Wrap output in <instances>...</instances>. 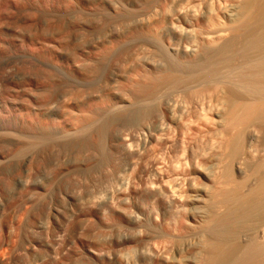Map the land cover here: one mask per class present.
Segmentation results:
<instances>
[{
	"label": "bare ground",
	"instance_id": "1",
	"mask_svg": "<svg viewBox=\"0 0 264 264\" xmlns=\"http://www.w3.org/2000/svg\"><path fill=\"white\" fill-rule=\"evenodd\" d=\"M63 1L64 0H50V1L45 0L42 4L43 5L42 7L45 9L48 7H53V9L54 8L56 9L65 2ZM67 1L75 5L77 4V6L80 2L89 3L88 0H67ZM89 1L92 2V5L95 8L96 7L98 8L102 5V0H89ZM147 1L149 0H105V4L109 6V9L111 10V12L115 14L116 16V14H119L117 12L118 11L117 6L122 7L123 9H124V6H129V7H134V8L142 7V9H144L143 7H145ZM150 3L152 4V0ZM159 3L160 2H158V4ZM166 3L168 4V2L164 0L159 5V8H158L159 11L157 9L154 10V8L157 7V5L156 6L154 5V7L152 5L151 7H153V9H149V10L145 9L147 11L146 12L147 15L146 17H144V19H142L140 26L131 27L130 32H129L130 36H133L134 38H136L135 36H137V39L142 37V39H139V42H138L140 43L142 41L140 43L141 48L140 46H139L140 49L138 48L139 52L140 50L142 51L140 52L141 55L138 54L137 52L138 50H136L137 48H135L134 46L135 52L137 53V55L135 54V52L133 53L135 56L132 55V57L134 56L133 57L134 61H133V64L130 65L131 66L130 70L128 72L127 70L123 71L119 67L120 70L118 72H115L116 74H112L116 78L123 79L119 81H124L129 86L127 87L132 90L131 91L129 89L131 94L125 93V96L127 99H129V101L125 100V96L124 98H122L121 96L122 94L120 95L121 96L120 98H122L123 101L125 100L126 102L124 103L126 104L125 105L118 104V110H117L118 113H120L119 106H125L127 107L125 109V113L132 112L130 114L131 116L130 115L128 116L132 117L133 119H136V118L138 119L139 112H141L142 118L140 117L141 120L136 119V121H138L137 124L135 125L136 128L133 127L134 130L131 131L126 137H124L123 145L125 148L126 157L129 158L125 170L122 171L121 174L116 175L117 179L113 180V183L111 182V184L109 185V182H110L109 181L108 184L105 183L107 185L104 184V187L107 186L106 187L107 189L109 185L108 190L104 188V190L106 189L108 193H106L107 191L105 190L104 192L106 193L105 195L104 193L100 191V193L104 195L101 197L96 196L98 198V199L94 198L96 201H93L92 199V201L95 202L93 204H95L96 206L95 208H97V210L101 211L100 213L101 221L106 223L107 226H109L111 229H116L117 233L120 235L123 234L121 231H125V232L131 231L133 233L134 236L127 237L126 235H124L123 239L120 238L122 236H119L118 237L119 239L115 241V246L117 248H121L122 246H128V247L134 246L137 243V235L142 232H144L146 235L148 234L159 235V232H157L156 230L158 226L156 225L154 226V221L167 220L170 217L174 216L176 212H181L185 210L187 212V215H189V217H191L193 220H197L200 222L201 233L206 238H208L207 242L199 240L198 249L191 252L190 257H188L190 260L189 264H264V0H186V3H185L186 5L179 4V6L177 5V7H173L175 9L171 8L172 6L169 7L170 9H168V6H170L171 3L169 5H167ZM180 3L182 2L180 1ZM19 4H20L19 0H0V18L6 17V19H8L11 24L13 23L16 25V23H18L22 25L24 28V31L15 30V34L14 35L12 34L13 36H12L11 41L12 43H14L13 45H15V47L28 49L35 53L40 52L42 54L49 56L51 59L52 58L56 59V61L60 60L59 58L62 56H59V55L62 54L61 52H63V50L61 52L59 50H60L62 42H64L63 41L64 36L61 37L60 36L61 33H60L59 34L60 38L57 37L58 39H55L54 33L52 32L51 34V33H48L47 31L48 29L50 28L53 29L54 27L61 28L62 24L64 23L58 22L59 20L61 21L59 17H58L57 22H53V20L52 21L47 20L46 19L47 16L45 19H43L44 18L43 17L42 20L40 19V21H37V22H34V20L32 21L25 17H20V18L17 17L18 19L16 18L14 20L15 17L13 18V14L15 11L19 10ZM37 6L38 5H36V7ZM86 9L88 10V8ZM107 10H108V7H107ZM137 12H139V10ZM53 14H55V11ZM122 14L123 13H121V15ZM72 16L74 18V15H71V18ZM98 17H95V18H98ZM109 18L110 16L108 17V19ZM111 18H113V16ZM8 20L6 21V24ZM69 21H70L69 25L71 28L73 29L75 28V30L76 28H80V22L77 19L74 21H71L70 19ZM96 21L97 20H95V22L93 23H96ZM114 21H116V17ZM138 22L140 23V21ZM93 23L91 25H94ZM65 25L68 26V23L66 22ZM91 25H87V26H90L91 28ZM14 27L15 26H13V29ZM104 27L103 29L105 30L106 27L105 28ZM118 27L116 26V29H110V30H108L107 28L108 34L105 33L104 31V34H106V36H103L101 33H97L98 31L97 32L95 31V33L91 31V33H89L88 38L85 39L86 41L83 42L82 47L79 48L80 51H77L81 59V62L79 61L80 66H81L80 72L81 70L85 72V74L87 72L89 73L93 72L96 69V66L94 65V62L90 57H94L96 54L98 55V53L100 54L103 50L105 51L107 46H109L108 48H110V50L111 48H114L120 45L122 47L124 46L123 38L127 37V32L124 27L123 31L125 32L124 34L125 36H122L123 32L121 31L120 28L118 29ZM85 28L87 29V27ZM96 28H97V25H96ZM3 29H6V27L4 26ZM3 29L2 30L0 29V30L3 31ZM16 29H21V28H16ZM5 31H4V34H5ZM55 32H56V29H55ZM9 33H11V31ZM10 35L8 37H10ZM138 35L140 37H138ZM76 37H77V34H76ZM7 41L9 40H6L5 42L6 44H7ZM81 41H82V38H81ZM72 42H74V40H72ZM76 47L78 48L79 46H76ZM107 51L105 52L108 53L109 51L108 52ZM63 56L65 58V54ZM122 57L124 58V56ZM114 60H116V58ZM130 60H128V62ZM42 63L44 65V62ZM116 63L118 62H115V64ZM70 65H72L71 62H70ZM49 66L51 67L52 65H49ZM73 66H75V64H73ZM9 67L11 68L13 66H9ZM61 67L62 66L60 64V67L58 68H61ZM17 71L18 70H16V72ZM6 74H7V71H6ZM30 74H32V71ZM39 76L40 75L38 74V77ZM1 77L2 76H0V78ZM10 78L13 79V77H10ZM14 80L15 79H13V81ZM50 80H52V78H50ZM48 88L46 87V89ZM84 90L85 89L83 88V91ZM65 92H66V89L65 91H62V88H61V91L57 95L54 94L55 97L52 98V100L49 99L50 101H46L45 99L35 100L32 108H30V106L27 107L29 104L26 105V104H23L22 102L20 104L18 103L17 105L16 103H12V104L15 105V106L13 105L15 108H18V111L20 112L19 116H20V119L22 118L21 119L22 122L25 120V118L22 117L23 114L21 113V111L23 112V110L30 108L31 111L29 113L32 114L31 118H33V115L36 117L46 118V119H50L52 117H62L61 118L62 120L64 119L66 122L71 123V125L69 126H72L73 129H75L74 127H76L77 124L80 125L81 121L78 120L79 118L77 119L75 115L74 116L78 120L77 121L78 123L75 124L76 119L73 118L74 121L73 119H71L70 116L73 117L72 114L74 112L73 113L70 112L71 113L70 116H68V114L70 113L67 114V116L70 117V121L69 119H67L66 114H64V112L67 111L66 107L69 106L67 105L69 102L67 100L68 97L66 98ZM53 93L55 92L53 91ZM127 94L128 96L130 94L129 98ZM87 97L89 98V96ZM116 107L114 109H116ZM30 109H27V110L29 111ZM114 109L112 108V111H114L113 113L117 112ZM127 109L130 110V112ZM82 110L83 109H81L80 111L82 113L80 112L79 113L83 115L82 118L83 117L86 118L85 116H88L87 115L88 113L86 115L84 114L88 112V110L87 111L84 110L85 113H83ZM28 111H25V112L28 113ZM135 113L138 116H136ZM80 114L79 116H81ZM29 115L30 114H28L26 118L29 119V123H30L32 120H34L35 117L31 119ZM64 115L66 116V118L63 117ZM89 115H92V114L89 113ZM105 115H108V114H105ZM71 120L73 122H71ZM25 121L28 122L27 119ZM84 121L85 122L81 123V126L87 127L88 125H91L88 123L91 121H94V119L89 120V121L87 119ZM86 122L88 123L85 126L84 123ZM94 123H96V121ZM33 124L34 123H32V125ZM59 125L60 124H58V126ZM97 125L98 124H96L95 126ZM84 127H81V128L79 127L78 129L79 131L78 130H73V131H77L80 133L82 131L80 129H83ZM89 129L91 130V128ZM170 130L176 132V136L174 137L173 142H169L168 139L166 138ZM48 131H51V129L46 130L47 133H49ZM97 133H100V132H97ZM72 134L74 136V134H78V133H72ZM5 135L6 133L4 134V136ZM50 135H53L54 137L50 138ZM48 136H49L48 139L55 138V135L52 133L51 134L49 133ZM99 136L102 137L101 135ZM169 144L171 145L172 151L176 154L180 170L181 171L185 170V173H186L181 182L168 179L165 176L163 168L160 167L159 162H158L159 157L163 155V150L166 149ZM41 146L42 145H40V148ZM10 147L8 145V148ZM51 149L53 150L52 147ZM25 150L27 151V148ZM150 150L154 151V156L152 158L147 159V153ZM42 152L44 153L43 150ZM21 155H24V154H21ZM2 157L5 158L4 156ZM15 157L17 158L16 155ZM31 157H32V152H31V156L29 154L28 156H25L22 158L23 159L22 163L26 164L30 162L29 159ZM41 159L43 160V156ZM4 161L6 163V160ZM14 162H15V159H14ZM141 162L147 163L142 171V176L139 178V180H129L133 176L134 171L136 170V168L139 166V163ZM184 167H188V168L185 169ZM17 177H19V175H17ZM12 181H13V186L16 189V191L17 189H20L22 191L24 190V187L26 184L25 180L18 178L17 180H12ZM37 187L39 186L37 185ZM11 190H13V187ZM98 192L99 191H97V193ZM36 193L38 194L40 192L37 191ZM100 193L98 194L100 195ZM10 197L11 196H8L9 199ZM16 197L18 199L19 196H16ZM13 198H14V195H13ZM11 201H12V198H11ZM13 201L15 200L13 199ZM87 203H88V200H87ZM35 204H36V201H35ZM2 205L3 204L0 201V208H2ZM86 205L89 206L88 204ZM97 215H98V212H97ZM180 217H182V215H180ZM1 218L2 217H0V246H2V244H4V242L6 241V239L9 238L8 237L9 235L11 236V234H13L10 230L11 229L10 221L9 220H8L9 222L6 220L3 221L4 219L2 220ZM87 218L86 220H88ZM180 222L181 221L178 222V226H177L178 230L181 229ZM18 235L20 236V234ZM92 242H94V240ZM49 246L51 247V245ZM99 246L100 245L98 243V244H95V246L90 247L89 249L87 248L88 250H86V253L90 254L91 256L94 255L96 251L99 249ZM201 249H204V250H201ZM156 250H157L156 246L149 245L148 247H142L141 249L137 248L134 251L135 254L131 253L130 255H128V254L121 253L117 256L118 258L117 264H139L138 259L140 258L149 259L150 257H152V255L155 256ZM33 251L34 250H32V252ZM38 253L40 254V251ZM65 254L67 256L68 253H65ZM160 258L163 262L167 264H181L184 260L181 250H178V252H176L175 255H171L170 258L168 257L167 253L162 254ZM56 260L58 261V258H56ZM36 261L38 260H35V262ZM53 261H55V259ZM53 261L52 263L49 261L50 262L49 264H56ZM0 262L4 264L5 261H3V259L0 257Z\"/></svg>",
	"mask_w": 264,
	"mask_h": 264
},
{
	"label": "rangeland",
	"instance_id": "2",
	"mask_svg": "<svg viewBox=\"0 0 264 264\" xmlns=\"http://www.w3.org/2000/svg\"><path fill=\"white\" fill-rule=\"evenodd\" d=\"M44 1L45 0H37V1L36 0H19V2H20L19 10L14 12L13 18L15 17L14 18V20H15L17 17L18 18L25 17V18H28L32 21L34 20V22H37V21H40V19L42 20L43 17H44L43 19H45L47 16V18H46L47 20H50V21L53 20V22H57L58 17H59V19H61V21L59 20L58 22L64 23V24H62L63 27L62 26H61V28L60 27H54L53 29L50 28V29H48L47 32L51 33V34L53 32L55 35V39L60 38V36L61 37L64 36L63 37L64 42H62L60 50H59L60 52L63 50V52H61L62 54L59 55V56H62L59 58L60 60L62 59L61 62H60V60L56 61V59H54V58L51 59L49 56L42 54L40 52L35 53V52H32V51L25 49V48L15 47V45H13L14 43H12V41H11L12 36L15 34V30L16 31H20V30L24 31L23 26L18 24V23H16V25L13 23L11 24L9 22V20L6 19V17L0 18V24H1L0 29L2 30L4 28V26L6 27V29H3V31L0 30V33H1L0 34V76H2L0 78V127H1L0 128V137H1L0 138V145H1L0 156L2 155L5 157V158H3L2 156L0 157L1 158L0 159V184H1L0 185V187H1V189H0V193H1L0 194V201L4 205V206L2 205V208H0V217H2L1 218L2 220L4 219L3 221H5V220L10 221V223H11V226H10L11 229L10 230L15 236L14 237L13 234H11V232H10L11 236L9 235L8 236L9 238L7 237L8 239H6V241H5L6 243L4 242V244H2V246H0V257L3 259V261H5L4 264H22V263L23 264H34V263L35 264H47V263L49 264L50 262L52 263V261L54 259H55V261H53V262H55L56 264H62V263L63 264H117V261H118L117 256L119 254H121V253L128 254V255H130L131 253L135 254L134 251L137 248L141 249L142 247H148L149 245H154L157 248V250L155 251L156 252L155 256L152 255V257H150L149 259L140 258V259H138L139 264H167L161 260L160 256L164 253H167L168 257L170 258L171 255H175V253L178 252V250H181L182 256L184 258V260L181 264H189L190 260L188 257H190L191 252L198 249L199 240L207 242L208 238H206L201 233L200 222L197 220H193L191 217H189V215H187V212L185 210L181 211V212H176L174 216L170 217L167 220L154 221V226L155 225L158 226L156 228V230H157V232H159V235H155V234L146 235L144 232H142V233H139L137 235V243L134 246H131V247L122 246L121 248H117L115 246V241L119 239L118 238L119 236H122L120 238L123 239L124 235H126L127 237L134 236L133 233L131 231H128V232L121 231L123 234L120 235L117 233L116 229H111L109 226H107L106 223L101 221V219H100L101 211L97 210V208H95L96 207L95 204H93V203H95L93 201H96L95 199H98L97 197H99V196L101 197L104 194L106 195V193H108L107 190L109 189V185L111 184V182L113 183V180L117 179L116 175L121 174V172L125 170L129 158L126 157L125 148L123 145L124 144V142H123L124 137H126L131 131L134 130V128H136L135 125L138 122V121H136V119H137L136 117H135L136 119H133L132 117H130L131 116L130 114L132 112L131 113H128V112L125 113V109L127 108L125 106H119L120 108H122V107L123 108L122 109L119 108L120 113H118V111H117L118 110V104L119 105H125L126 103H124V102H126L127 100L129 101V99L126 98L125 93L131 94V92L129 91V89H130V88H128L129 86L124 81H119V80H123V79L116 78L112 74H116L115 72H118L120 70V68L123 71L127 70V72L130 70V68H131L130 65H132L133 61H134L133 57L135 55L133 53L135 52V48H137L136 50H138L137 51L138 54L141 55L140 52H142V51L140 50V52H139V49L141 48L140 43L142 41L140 43H138V42H139V39H142V37L137 39V36H135L136 38H134L133 36H130V33H129L130 29L133 26H136V27L140 26L142 19H144V17H146V15H147L146 10L153 9L154 5L155 6L157 5V7H155L154 10H156V9L158 10L159 5L164 0H152V4L150 3L151 0H149L146 2L145 7H143L144 9H142V7H140V8L135 7L134 8V7H129V6H124V9H123L122 7L117 6V10H118L117 12L119 14H116V16H115V14H113L111 12V10L109 9V6H107L105 4V0L104 1L102 0V5L98 8L97 7L95 8L92 5V2L89 0H88L89 3L80 2L78 4V6H77V4L75 5V4H72L71 2H68L67 0H64L65 2L66 1L67 2L65 3L63 1L65 4L64 3L61 4L56 9L55 8L53 9V7H48L46 9L43 8L42 4ZM165 1L168 2V4L166 3L167 5H169L171 3L170 6H168V9H170L169 7H171V6H172L171 8H173V7H177V5L179 6V4L183 5L186 3V0H173V1L171 0L172 2L170 0L169 1L165 0ZM180 1L182 3H180ZM23 2H25V3H23ZM158 2H160V3L158 4ZM28 5H29V7H28ZM36 5H38V6L36 7ZM152 5H153V7H151ZM41 7H42V9H41ZM107 7H108V10H107ZM86 8H88V10ZM49 9L52 10L53 12L50 11ZM173 9H175V8H173ZM24 10H26V11H24ZM138 10H139V12H137ZM45 11H47V12H45ZM54 11H55L56 16H55V14H53ZM120 11H122V12H120ZM134 11H136V12H134ZM109 12L112 14H110ZM40 13H41V15H40ZM121 13H123V14L121 15ZM68 14H70V15H68ZM136 14H138V15H136ZM71 15H74V18H73V16L71 18ZM108 15L110 16L109 19H108V17H109ZM119 15H121V16H119ZM112 16L114 19L111 18ZM83 17H85V18H83ZM95 17H98V18H95ZM115 17H116V21H114ZM70 19H71V21H74L77 19L80 22V28H76V30H75V28L74 29L71 28L69 25ZM136 19H138V20H136ZM7 20H8V22L6 24ZM95 20L98 21V22L96 21L97 24L93 23V22H95ZM99 20L101 21V23ZM138 21H140V23ZM66 22L68 23V26L65 25ZM102 22H104V23H102ZM116 22H117V24H116ZM92 23L94 25H91ZM17 24H18V26H17ZM108 24H109V26H108ZM87 25H91V28L94 27L95 29L94 28L91 29L90 26H87ZM96 25H97V28H96ZM99 25H100V27H99ZM13 26H15L14 29H13ZM104 26L106 27L105 30L103 29ZM116 26L117 27L119 26L118 29L120 28L121 31L123 32L122 36H125L124 35L125 32L123 31L124 27L126 29L127 37L123 38L124 46L122 47L120 45V46L111 48V50H110V48H108L109 46H107L105 51H107L109 49L108 50L109 52L107 51L108 53H106L103 49H102L103 51L100 50L104 53L101 52L100 54L98 53V55L96 54L94 57H90L93 60L94 65L96 66L97 70L95 69L93 72H91V73L87 72L86 74L82 70L80 72L81 59H80V55L78 54L77 51H80L79 48L82 47V44H83V42L86 41L85 39L88 38L89 33H91V31L94 33H95V31L96 32L98 31L97 33H101L103 36H106V34H104V31H105V33L108 34V30L116 29ZM85 27H87V29ZM16 28H21V29H16ZM62 28H64V29H62ZM66 28H68V29H66ZM107 28H108V30H107ZM55 29H56V32H55ZM88 29H89V31H88ZM5 30H7V31H5ZM81 30H82V32L83 31L84 32L82 33ZM100 30H101V32H100ZM4 31H5V34H4ZM10 31H11V33H9ZM23 31H21V32H23ZM59 34H60V36H59ZM76 34H77V37H76ZM9 35H10V37H8ZM138 37H140V36L138 35ZM81 38H82V41H81ZM6 40H9V41H7V44L5 43ZM72 40H74V42H72ZM71 42H72V44H71ZM10 44H11V46H10ZM75 44H76V46H79V47L77 48L75 46ZM68 45H69V47H68ZM129 45H131V46H129ZM9 46H10V48H9ZM132 46H133V48H132ZM134 46H135V48H134ZM139 46H140V48H139ZM16 48L17 49L19 48L18 49L19 51ZM72 50H74V51H72ZM113 53H115V54H113ZM20 54H21V56H20ZM22 54H23V56H22ZM64 54H65V58L63 56ZM135 54L137 55L136 52H135ZM121 55L124 56V58ZM132 55H134V56L132 57ZM33 57H34V59H33ZM35 58H36V60H35ZM115 58H116V60H114ZM122 58H123L124 62H123ZM117 60H119V61H117ZM125 60H127V61H125ZM128 60H130V61L128 62ZM42 62H44V65ZM59 62L62 66L61 68H58V67H60ZM70 62L72 65H70ZM115 62H118V63L115 64ZM73 64H75V66H73ZM49 65H52L51 66L52 68ZM9 66H13V67L10 68ZM47 66H49V67H47ZM56 66H57V68H56ZM71 66H72V68H71ZM106 66L108 69L106 68ZM114 66H115V68H114ZM16 67H18V68H16ZM63 68H65V69H63ZM12 70L13 71L15 70L14 71L15 73ZM16 70H18L19 72L18 71L16 72ZM6 71H7V74H6ZM31 71H32V74H30ZM57 72H58V74H57ZM59 72H60V74H59ZM105 73H106V75H105ZM8 74H10V75L12 74V75L10 76ZM38 74L40 75L39 77H38ZM42 74L45 76H43ZM26 75H28V76H26ZM91 75H93V76H91ZM6 77L7 78L9 77L8 78L9 80ZM10 77H13V79H15V80L13 81V79ZM18 77H19V79H18ZM50 78H52V80H50ZM94 78H96V79H94ZM1 79H3V80H1ZM114 80H116V81H114ZM6 82H8V83H6ZM18 82H19V84H18ZM2 83H4V84H2ZM21 83H23V84H21ZM66 84H68V85H66ZM74 84H76V85H74ZM89 84H90V86H89ZM62 86L63 87L66 86V87L63 88ZM82 86H84V87H82ZM46 87L47 88L49 87L48 88L49 90L46 89ZM86 87H88V88H86ZM14 88H16V89H14ZM61 88H62V91H65V89H66L65 94H66V98L68 97L67 100L69 102L67 105L70 106V107L69 106L66 107L67 111L65 109L66 112H64V114H66V116H67L68 113L74 112L72 114L73 117L70 116L71 113L68 114V116H70L71 119H73V118L78 119L79 118L78 120H80L81 123L85 122L84 120H87V119H88V121L94 119V121H91L89 123L88 122L84 123L85 126L87 125V123L91 124V125H88L87 127L81 126V123H80V125L77 124L78 120L76 119V121H75L76 123L75 122L74 123L77 124V126H76L77 128L74 127L75 129H73L72 126H69V125H71V123L66 122L64 119L62 120L61 119L62 117H52L53 119L52 118L46 119V118L36 117L34 115H33V118L35 117L38 121L34 118V120H32L31 122L34 124L36 123V124L32 125L31 122H30L31 124L29 123V119L26 117L28 114H30L29 115L30 118L32 117L31 116L32 114L29 112L31 111L30 108H32L34 105V101L35 100H42V99H45L46 101H50V100H52V98L55 97V95H57L61 91ZM83 88L85 89L84 91H83ZM13 90L14 91L16 90L17 92L16 91L14 92ZM22 90H23V92H22ZM44 90H45V92H44ZM53 91L55 93H53ZM79 91H80V93H79ZM72 94H73V96H72ZM130 94H129V96L127 94L128 98L130 97ZM31 95L32 96L36 95V96H34L35 97L34 98ZM52 95H54V96H52ZM120 95L122 96V98H124V96H125L126 101L125 100L123 101V99L120 98L121 97ZM83 96H84V98H83ZM87 96H89V98L90 97L91 98L89 99ZM72 97H73V99H72ZM76 97H77V99H76ZM110 98H111V100H110ZM75 100H77V101H75ZM21 102L23 104H26V105L29 104L27 107L30 106V108H27V109H30L29 111L27 109L23 110V112L21 111V113L23 114V115L21 114L22 117L25 118V120L27 119V121H28V122H26L24 120L23 121L24 123L21 120L22 118L20 119V116H19L20 112L18 111V108H15L14 107L15 105L12 104V103H16V105H17L18 103L20 104ZM30 102H31V104H30ZM84 104H86V105H84ZM114 104H115V106H114ZM115 107H116V109H114ZM79 108L83 109L82 110L83 113H85L84 110H86V111L88 110V112H86L84 114V115H86L88 113L87 114L88 116H85L86 118H84V117L82 118L83 115L80 114L82 112H80L81 109H79ZM112 108L117 112L113 113L114 111H112ZM16 109H17V111H16ZM25 111H28V113ZM128 111L130 112V110H128ZM89 113L92 115H89ZM79 114L81 116H79ZM101 114H103V115H101ZM105 114H108V115H105ZM111 114H112V116H111ZM74 115L76 116V118ZM128 115H130V116H128ZM66 116L64 115L63 117L66 118ZM68 116H67V119H69V121H70V117H68ZM89 116L91 117V119ZM136 116H138V115L136 114ZM141 116H142L141 112H139V116H138L137 120H139V119L141 120V118H142ZM33 118H31V119H33ZM38 118H40V119H38ZM54 118H56V119H54ZM100 118H101V120H100ZM74 119H73V121H74ZM103 119H105V120H103ZM46 121H48V122H46ZM73 121L71 120V122H73ZM95 121H96V123H94ZM58 124H60V125L58 126ZM96 124H98V125L95 126ZM79 127L80 128L84 127L83 129H80V130H82L80 133L77 131H73V130H78ZM89 128H91V130L93 132ZM50 129H51V131H48V132L50 134L52 133L55 135V138H54L55 140L53 138L50 139L51 137H54L53 135H50V138L48 139L49 133H47L46 130H50ZM88 129H89V131H88ZM42 130H43V132H42ZM83 130H84V132H83ZM86 131H88V132H86ZM97 132H100L101 134L97 133ZM2 133H4V134L6 133V135L4 136V134H2ZM38 133H39V135H38ZM63 133H65V134H63ZM72 133H78V134H74V136H73ZM99 135H101L103 138L100 137ZM119 135H120V137H119ZM58 136H60V137H58ZM175 136H176V132L170 130L168 132L166 138L168 139L169 142H173ZM12 138H14V139H12ZM73 138L76 139L77 141L74 140ZM121 138H122V140H121ZM65 140H66V142H65ZM4 141H5V143H4ZM11 141H13V142H11ZM90 142H91V144H90ZM31 143H33V144H31ZM34 143H35V145H34ZM38 144L42 145L41 148L44 151V153L42 152L40 145H38ZM8 145H9V147L10 146L11 147L8 148ZM89 145H91L92 147ZM101 145L103 146V148ZM51 147L53 148V150L51 149ZM80 147H81V149H80ZM98 147H99V149H98ZM2 148H4V149H2ZM26 148H27V151L25 150ZM31 152H32V157L29 159L30 162L23 164L22 158L25 156H28L29 154L31 156ZM121 152H123V153H121ZM20 153L24 154V155H21ZM15 155L17 156V158L15 157ZM42 156H43V160L41 159ZM153 156H154V151L150 150L147 153V159L152 158ZM11 157H12V159H11ZM39 157H41V158H39ZM14 159H15V162H14ZM2 160L3 161L6 160V163H5V161L3 162ZM158 162H159L160 167L163 168L165 176L168 179L176 180L178 182L182 181V179L186 173H185V170H183V171L180 170L178 159L176 157V154L172 151L170 144L167 146L166 149L163 150V155L159 157ZM41 164H43V165H41ZM146 164H147L146 162L139 163V166L136 168V170L133 173V176L129 180H139V178L142 176V171H143L144 167L146 166ZM184 168L187 169L188 167H184ZM17 175H19V177H17ZM16 178L17 179L21 178L22 180L26 181V184H25L23 191L20 189H17V191H16V189L14 188L12 180H17ZM46 180L48 181V183ZM100 181H102V182H100ZM38 182H40V183H38ZM44 182H45V184H44ZM108 182H109V185H108V189H107L106 188L107 186L104 187V184L105 183L108 184ZM96 183H97V185H96ZM107 184H105V185H107ZM37 185L39 187H37ZM12 187H13V190H11ZM104 188L107 189V190L105 189L107 191L106 193H104L105 192ZM37 191L40 193L37 194L36 193ZM97 191H99L98 193H100V191H101L104 194L100 193V195H99L97 193ZM13 195H14V198H13ZM8 196H11L10 199L8 198ZM16 196H19L18 199ZM26 197H28V198H26ZM11 198H12V201H11ZM13 199L15 201H13ZM89 199H91V200H89ZM92 199H93V201H92ZM34 200L36 201V204H35ZM87 200H88V203H87ZM82 203H84V204H82ZM17 204H18V206H17ZM23 204H25V205H23ZM86 204H88L90 207L87 206ZM83 206H84V208H83ZM23 207H24V209H23ZM95 209L98 212V215H97V212L95 211ZM8 215H10V216H8ZM180 215H182V217H180ZM87 216H88V218H87ZM10 217H11V219H10ZM85 217L88 220H86ZM179 221H181L180 222L181 223V229L180 230H178V228H177ZM22 228H24V229H22ZM28 228L31 230H29ZM15 229H16V231H15ZM26 229H28V230H26ZM18 230H20V231H18ZM24 233H25V235H24ZM42 233L43 234L45 233V234L43 235ZM18 234H20V236ZM28 235H29V237H28ZM80 235H82L84 238ZM18 236H19V238H18ZM47 238H48V240H47ZM9 239H11V240H9ZM93 240H94V242H92ZM73 241H75V242H73ZM62 242L66 245H64ZM49 243H51V244H49ZM75 243L78 245V247ZM98 243L100 246L94 255L91 256L90 254L86 253V250H88L90 247L95 246V244H98ZM7 244H9V245H7ZM49 245H51V247ZM13 247H15V248H13ZM32 250H34V251L32 252ZM35 250L38 252L40 251V254L38 252H36ZM201 250H204V249H201ZM55 252H56V254H55ZM65 253H68L67 256ZM24 254H25V256H24ZM37 254H39V255H37ZM38 258H40V259H38ZM56 258H58V261L56 260ZM35 260H38V261L35 262ZM62 260H63V262H62ZM0 264H2V263L0 262Z\"/></svg>",
	"mask_w": 264,
	"mask_h": 264
}]
</instances>
